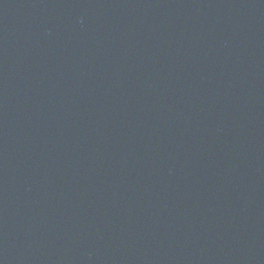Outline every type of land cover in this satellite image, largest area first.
Returning a JSON list of instances; mask_svg holds the SVG:
<instances>
[{"label": "water", "instance_id": "95a60500", "mask_svg": "<svg viewBox=\"0 0 264 264\" xmlns=\"http://www.w3.org/2000/svg\"><path fill=\"white\" fill-rule=\"evenodd\" d=\"M0 264H264V0H0Z\"/></svg>", "mask_w": 264, "mask_h": 264}]
</instances>
